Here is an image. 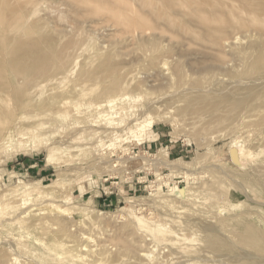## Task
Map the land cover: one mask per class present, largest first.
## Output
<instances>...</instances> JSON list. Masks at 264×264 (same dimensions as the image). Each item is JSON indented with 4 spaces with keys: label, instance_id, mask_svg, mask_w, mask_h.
I'll use <instances>...</instances> for the list:
<instances>
[{
    "label": "rangeland",
    "instance_id": "obj_1",
    "mask_svg": "<svg viewBox=\"0 0 264 264\" xmlns=\"http://www.w3.org/2000/svg\"><path fill=\"white\" fill-rule=\"evenodd\" d=\"M0 264H264V0H0Z\"/></svg>",
    "mask_w": 264,
    "mask_h": 264
},
{
    "label": "bare ground",
    "instance_id": "obj_2",
    "mask_svg": "<svg viewBox=\"0 0 264 264\" xmlns=\"http://www.w3.org/2000/svg\"><path fill=\"white\" fill-rule=\"evenodd\" d=\"M46 162L48 165H51V158L50 157H47L46 159ZM160 177V176H159ZM195 178V177H194ZM159 179V178H158ZM170 191H172L174 195H183V193L185 192L183 189H179L178 187H174L173 188H170ZM139 219V218H138ZM139 221V220H138ZM142 223V222H141Z\"/></svg>",
    "mask_w": 264,
    "mask_h": 264
}]
</instances>
